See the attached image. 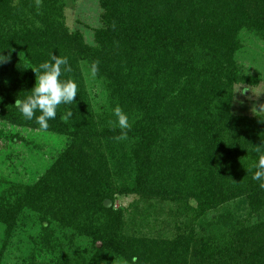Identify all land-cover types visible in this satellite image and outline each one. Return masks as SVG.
I'll return each instance as SVG.
<instances>
[{"label": "trees", "instance_id": "1", "mask_svg": "<svg viewBox=\"0 0 264 264\" xmlns=\"http://www.w3.org/2000/svg\"><path fill=\"white\" fill-rule=\"evenodd\" d=\"M99 2L102 25L89 45L67 28L63 0H41L39 12L35 0H0V54L11 52L0 64V141L26 142L22 129L66 140L37 182L0 195L7 238L27 208L42 216L46 229L55 221L92 240L94 258L64 256L59 264H112L115 257L131 264L134 256L138 264H264V181L253 179L264 153L255 150L264 145V113L232 112L235 86L260 84L240 75L236 55L243 30L264 39V0ZM52 53L68 58L72 71L61 80L76 82L78 94L41 130L39 111L28 120L14 105L31 95L32 68ZM97 60L95 76L110 101L101 114L81 67ZM117 105L132 125L125 141L114 139L121 130L110 124ZM123 161L132 188L115 184L112 166ZM117 194L173 201L192 225L178 226L172 239L127 236L123 211L114 209ZM215 210L221 212L204 219Z\"/></svg>", "mask_w": 264, "mask_h": 264}, {"label": "rangeland", "instance_id": "2", "mask_svg": "<svg viewBox=\"0 0 264 264\" xmlns=\"http://www.w3.org/2000/svg\"><path fill=\"white\" fill-rule=\"evenodd\" d=\"M63 3L65 24L69 31L80 33L86 44L94 45L95 30L102 25L103 10L99 0H63ZM239 40L242 48L236 55V61L240 75L258 78L260 84H237L232 112L253 117L264 113V39L256 32L243 30ZM81 67L93 109L101 114L110 104L105 85L91 74L87 63L81 62ZM19 134L25 136L26 142L0 141V195L20 183L37 182L53 165L66 143L64 138L38 129H22ZM126 164L123 161L120 166H112L117 180L115 184L132 188L133 175L122 170ZM114 197V209L123 211L127 236L172 239L180 231L189 230L192 225L188 216L177 212L178 205L173 201L140 194H117ZM230 207L236 210L235 203H231ZM220 212L212 211L204 219L210 220ZM242 214L244 216L245 206ZM43 225L42 216L27 208L18 217L10 238L5 234V225L0 223V264H59L64 256L70 262L77 259L88 261L96 256L90 238L62 227L55 221H50L48 229ZM178 226L181 227L180 231H177ZM112 264L130 263L115 257Z\"/></svg>", "mask_w": 264, "mask_h": 264}, {"label": "clouds", "instance_id": "3", "mask_svg": "<svg viewBox=\"0 0 264 264\" xmlns=\"http://www.w3.org/2000/svg\"><path fill=\"white\" fill-rule=\"evenodd\" d=\"M37 11L39 12L41 0H35ZM115 29V23L112 25ZM11 52L7 56L0 54V64L7 63L10 60ZM36 74V84L31 90V95L26 99L15 100V107L19 109L23 117L32 120L35 113L39 111L41 114L35 116L37 124L41 130L49 128L48 121L55 119L57 108L61 104H72L78 94V85L72 79L61 80V76L65 73H70L72 68L67 57H61L51 54L50 61L43 62L38 68H32ZM91 74L95 76L99 71V61H94L91 64ZM114 115L117 118L116 122L110 121L113 127L118 126L121 130L120 135L114 137L117 141H125L128 139V131L131 130L129 116L117 105L114 109ZM73 116L71 110L62 116L64 122H68ZM264 145H257L256 152L262 153ZM256 171L253 179L256 181H264V153L259 155L258 163L255 165ZM260 188L264 189V182L260 183ZM138 257H132L131 264H138Z\"/></svg>", "mask_w": 264, "mask_h": 264}]
</instances>
